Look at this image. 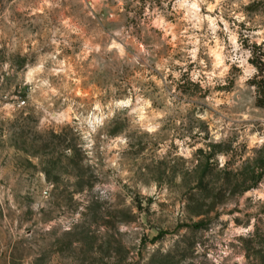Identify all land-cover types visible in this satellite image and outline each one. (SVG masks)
<instances>
[{
  "label": "rangeland",
  "instance_id": "374dc122",
  "mask_svg": "<svg viewBox=\"0 0 264 264\" xmlns=\"http://www.w3.org/2000/svg\"><path fill=\"white\" fill-rule=\"evenodd\" d=\"M263 41L264 0H0V264H264Z\"/></svg>",
  "mask_w": 264,
  "mask_h": 264
},
{
  "label": "trees",
  "instance_id": "16d2710c",
  "mask_svg": "<svg viewBox=\"0 0 264 264\" xmlns=\"http://www.w3.org/2000/svg\"><path fill=\"white\" fill-rule=\"evenodd\" d=\"M249 52V61L256 69L249 84L255 88L257 106L264 108V41L260 44H251L249 46ZM253 187H256V185ZM196 226L201 227V224L199 223Z\"/></svg>",
  "mask_w": 264,
  "mask_h": 264
},
{
  "label": "clouds",
  "instance_id": "9594fccd",
  "mask_svg": "<svg viewBox=\"0 0 264 264\" xmlns=\"http://www.w3.org/2000/svg\"><path fill=\"white\" fill-rule=\"evenodd\" d=\"M244 2L245 3H247L248 2V0H244ZM193 6H195V5H193ZM210 9H211V6H210ZM237 19H243V17L242 16H240V17H237ZM194 54V53H193Z\"/></svg>",
  "mask_w": 264,
  "mask_h": 264
}]
</instances>
